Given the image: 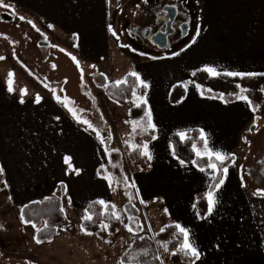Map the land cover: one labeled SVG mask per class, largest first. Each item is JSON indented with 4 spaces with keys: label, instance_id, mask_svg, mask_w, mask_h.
I'll use <instances>...</instances> for the list:
<instances>
[{
    "label": "crops",
    "instance_id": "crops-1",
    "mask_svg": "<svg viewBox=\"0 0 264 264\" xmlns=\"http://www.w3.org/2000/svg\"><path fill=\"white\" fill-rule=\"evenodd\" d=\"M194 2L203 14L193 36L185 45V51L188 53L186 67L181 68L178 63H172L166 69H172L174 74H167L166 77L155 73L153 68L150 69L151 74L145 72V80L150 78V84L156 86L154 99L158 104L160 127L163 130L166 124L169 125L167 130L165 129L167 133L162 155L166 162L171 163L175 155L170 144V135L185 132L188 137L194 130H203L208 140L217 138L218 152L229 158L232 147L237 141L241 142L242 135L251 128L253 121H256L257 112L261 108L254 111L247 103L237 106L238 100L227 104L220 99L204 96L201 89L191 93L187 85L185 98L176 105H170L171 88L183 81L172 80L181 75L177 73L180 70H190L193 73L208 66L215 68L219 73H264V0ZM19 3L37 19L50 22L62 30L72 31L80 37L102 40L108 36L105 21L108 17L109 0H19ZM1 67L4 66L1 64ZM1 77L0 75V168L7 175L8 181L19 183L22 192H29L32 197L46 195L39 191L40 185L57 183L56 187L59 185L60 191L52 198L60 199L63 208L64 202L68 204L71 200V206L83 214L80 220L82 223L88 215L85 212L91 202L103 200L105 205L111 204L114 208L121 190L115 179H112L110 186L108 180L103 178L110 176L108 154L105 152V144H101V140H108L105 133L107 131H104V137H99L89 117L79 119L87 121L91 128L82 122L78 123L58 92L43 89L37 91L31 88L22 97L21 92L9 93L8 82ZM161 86L166 89L160 90L162 92L159 93L157 88ZM37 95L41 98L39 103L36 102ZM56 97H60L59 102ZM21 99L24 100L23 104L19 102ZM139 136L145 137V134ZM153 136L155 132L150 134L149 140L143 142L155 144ZM238 148L236 147L235 151ZM149 149L151 155H155L152 145ZM66 157L70 158L67 162ZM148 162L147 168L143 169L146 174L139 180L140 194H132L139 219L143 211L146 212L152 205L153 208H158V212L154 213L155 218L160 214L169 215L172 220L168 225L179 223L186 226L190 231L191 242L201 251V258L194 264H264V197H247L238 190L239 185L234 183L236 199L234 193L231 198L229 195H222L224 199L218 197L212 215L207 214L206 219H201L196 209V201L204 195L206 186L210 183L208 176L212 175V172L206 175L199 171L200 167L184 163L187 166L184 165L183 171L192 173V176L180 175L178 181L177 175L174 174L172 186L166 185L167 189H158V183L168 182L171 185L173 179L159 172L151 177L147 174L151 167V161ZM138 168L140 167L137 166ZM100 169L104 175L100 174ZM76 170H79V174ZM137 175L138 173H135V177ZM129 189L131 190L130 187ZM219 193L221 194V191ZM128 201L123 200V206ZM163 201L167 210L159 209ZM238 204L244 207L247 214L243 222L227 218V211ZM65 225L66 218L65 223L58 227L57 236L53 241L58 237L59 228ZM123 228L122 221L117 234L111 235L108 241L100 242L112 248L127 239L129 246L124 248L126 250L120 252L119 256H123L137 240L144 237L143 232L136 234L125 230L121 233ZM157 244L154 243L156 251L165 264ZM176 252L169 264H188L183 262L179 252Z\"/></svg>",
    "mask_w": 264,
    "mask_h": 264
},
{
    "label": "rangeland",
    "instance_id": "rangeland-1",
    "mask_svg": "<svg viewBox=\"0 0 264 264\" xmlns=\"http://www.w3.org/2000/svg\"><path fill=\"white\" fill-rule=\"evenodd\" d=\"M165 1L148 0L145 3L144 0H109L108 17L105 21L108 36L100 40L80 37L72 31L62 30L50 22L37 19L20 5L19 0L17 4L16 0H0L4 5L9 6L0 7V57H4L0 60L1 78L9 82V73H11L12 87L17 93L22 89L29 91L31 88L37 91L43 89L58 92L69 108L76 111L78 117H89L93 121L99 137H104L107 133L111 141L110 148L120 152L122 157L120 172L114 171L108 158V174L116 180L115 183L121 190L114 207L115 214L124 223L121 233L129 228L122 201L130 200L131 194H140L139 180L146 174L143 169H137L126 150L127 146L136 149L133 145L141 148L145 143L143 141L146 140L145 137L139 136L137 131L135 133L132 131L133 121L130 120V109L142 104L137 97L146 98L147 109H151L153 123L157 129L155 131L157 138L153 139L155 144H148L149 148L150 145L153 146L155 155H152L151 167L147 174L153 177L156 172H159L173 179L171 185L168 182L166 184L161 182L156 188L167 189L172 186L174 174L177 175L178 181H180V175L192 176V173L183 171L186 164L181 165L174 156L172 163L163 159V145H165V134L169 125L166 124V130L160 127L161 119L157 116L158 104L154 99L156 86L150 84V78L145 80V72L151 74L150 69L153 68L155 73H161L163 77H166L167 74H174L172 69H166L168 65L178 63L181 68L186 67L188 53L185 51V45L197 29L203 12L196 6L194 0H171L170 2L178 6L182 4L185 15L191 17L190 31L185 38L178 40V47L160 49L146 43L142 33L147 23L148 15L146 14L153 13L156 4ZM3 15H8L11 19L6 20ZM33 24L35 27L32 26ZM109 26L116 32V36L109 31ZM41 43H48V45L41 46ZM1 64L4 67H1ZM131 72L138 73L149 85V90L148 88L146 92L139 90L136 97H132L125 105L111 101L101 85L102 81L105 79L108 84L116 83L125 80ZM177 73L181 75L175 76L173 81L183 80L181 83L184 86L187 85L191 93L200 89L193 82L190 70L183 69ZM164 88L166 89L164 86L157 88V92L161 93ZM243 103L246 102L238 100L236 105L242 106ZM259 107L261 108L257 112L256 121H253L251 128L242 135L241 142L237 141V144L232 147L229 158L232 157L233 162L228 167L227 178L219 190L221 191V194H218L219 199H224L223 196L227 195L231 198L233 193L236 199L234 183L239 185L238 190L245 193L247 197H264V194L258 193V190H264L262 167L264 100ZM104 131L107 132L104 133ZM208 145L210 149L218 152L217 138L209 139ZM236 147L239 148L235 151ZM198 148L203 151V146ZM135 173H138L136 177ZM209 173H211L210 169L207 174ZM56 184L50 182L40 185L39 191L46 195L32 197L29 192H22L19 183H10L5 172L0 173V264H122V255L119 256V254L128 248L127 239L112 248L102 245L101 241H108L111 237L108 227L104 230L101 228L95 235H86L80 221L82 212L65 202L66 225L59 228L57 239L46 244L36 243L37 228H33L32 224H26L21 219V209L30 202L51 199L60 191V186L56 187ZM129 187L131 192L127 190ZM157 209L156 206L153 208L151 205L146 212L143 211L140 217L142 234L144 237L149 236L148 238L154 243H158L161 257L165 264H169L172 253L168 249L167 242L158 240L156 235L172 219L169 215L163 214L155 218L154 213L158 212ZM159 209L167 210L164 201L159 205ZM246 215L241 204L227 211V218L236 222H243Z\"/></svg>",
    "mask_w": 264,
    "mask_h": 264
},
{
    "label": "trees",
    "instance_id": "trees-1",
    "mask_svg": "<svg viewBox=\"0 0 264 264\" xmlns=\"http://www.w3.org/2000/svg\"><path fill=\"white\" fill-rule=\"evenodd\" d=\"M196 74L192 76V80L196 85H199L201 92L206 97L220 99L227 104L236 102L237 95L240 89L237 85L247 88L248 91L245 93L249 99L253 102L252 108L256 111L264 100L263 87H264V73H258L255 76H245L244 79L240 77H229L225 76L224 73H220L219 76H210L202 70H197ZM127 84L117 86L116 83L108 84L105 79L102 81V86L105 88V93L107 97L120 105H125L128 100H130L132 95V88H136V93L140 90L146 92L145 88H141L136 85L133 77H126ZM187 90L185 86L181 83L175 84L169 94V103L171 105H176L185 98ZM223 97V99H221ZM147 110V105L142 103L139 106H135L130 109V120L131 121H141L145 120V111ZM138 135L145 134V139H150V134L152 131L142 132L140 129L137 130ZM172 149L175 151V157L181 161L183 160L186 164H194L197 167L207 168V158L198 160L197 156L192 150V145H202L203 141L200 139V132L194 130L190 136L187 137L185 142H181L179 136L173 133L169 137ZM110 140H106L105 148L108 149V158L113 165L114 171L116 173L120 172L121 166V154L117 150L110 148ZM129 154V158L140 168H147L149 162L147 157L140 155L139 151L136 149H131L129 146L126 147ZM110 154V155H109ZM233 162L232 157L225 160L223 166L229 167ZM100 174L104 175L103 171L100 169ZM129 192H131L130 189ZM39 202V203H37ZM97 201L91 202L87 208V214H90L93 218L91 221L84 220L82 223L83 230L91 233H96L99 231L102 224L108 225V232L110 235H115L118 233L122 226V221L119 218L117 220L115 216L112 215L114 208L111 204L100 205L95 203ZM62 207L61 200L58 198H51L43 201L31 202L23 207L22 215L24 217L23 221H28L26 224H35L36 228L40 229L39 233H36V238L41 239V244L53 241L57 236V229L59 226L65 223V214L60 212L59 209ZM125 212L128 216V224L132 231L136 234H141L142 225L138 217L139 212L134 205V197L131 194L129 202L124 206ZM196 209L198 214L201 216H207V204L204 196L198 198L196 201ZM45 222H47V227H45ZM44 224L42 227L41 225ZM156 238L160 241H167L169 243L168 249L170 252L178 251L180 244L182 242V237L174 232L172 227L166 228L165 231H160ZM180 258L183 262L192 264L193 260L190 257L184 256L179 253ZM135 258V259H134ZM122 264H162L158 253L156 251L154 242L148 238L143 237L137 240L134 245L127 250L121 258Z\"/></svg>",
    "mask_w": 264,
    "mask_h": 264
},
{
    "label": "snow or ice",
    "instance_id": "snow-or-ice-1",
    "mask_svg": "<svg viewBox=\"0 0 264 264\" xmlns=\"http://www.w3.org/2000/svg\"><path fill=\"white\" fill-rule=\"evenodd\" d=\"M145 3L148 2V0H144ZM0 7H9L8 5H4L2 2H0ZM169 7H174V5H169ZM21 19H23V17H21ZM28 23H32L31 21H28ZM33 27H35V25H32ZM51 27V25L49 26ZM109 31L112 33L113 36H116V32L113 31L112 27L109 26ZM117 39H119V37H117ZM193 43H195V41H193ZM176 55H179V53H176ZM4 59V57H0V60ZM152 59H156V57H152ZM203 72L207 73L210 76H219L220 73L213 67H208L205 66L202 69ZM196 73L193 72L192 75H195ZM225 76H229V77H240L241 79H244L245 76H255L257 75L256 73H237V72H225L224 73ZM129 76L133 77L136 85L141 87V88H148L149 85L141 79L140 75L136 72H131L129 73ZM12 74L9 73V82H8V92L12 93L14 91L13 87H12ZM127 84V80H122V81H117L116 85L117 86H121V85H125ZM200 86L197 85V88H199ZM237 88L240 89L239 94L237 95V99L246 102L247 104H249L250 106H252V101L249 99V97L247 95H245L244 93H246L248 91L247 88L241 87L240 85L236 86ZM26 94V90H21V96L23 97V95ZM132 95L134 97H136V88L133 87L132 88ZM40 97L37 95L36 97V102L39 103L40 102ZM57 101H60V97H56ZM138 100H141L142 103L146 104L147 100L146 98H141V97H137ZM221 99H223V97H221ZM21 104L24 103V100L21 99L19 101ZM67 107V105H65ZM139 106V105H138ZM255 110V109H254ZM68 111L71 112L73 114V116L77 119L78 123H84L86 124L89 128H91L92 126L87 122V121H81L79 119V117H76V113L72 108H68ZM145 120H141L139 122H132V131L133 133H135L137 131V129L139 128L142 132H148V131H152L155 132L156 129V125L153 123V118H152V113H151V109H147L145 111ZM95 130V129H93ZM177 136H179L181 142H185L187 140V136L185 132H177L176 133ZM157 137L153 136L152 139H156ZM200 139L203 141V151H201L195 144L192 145V150L195 153V155L197 156L198 160L201 159H205L207 158V164L208 167L204 168V167H200L199 171H201L202 173H205L207 175L208 170L210 169L212 172V175L208 176V180L210 181V183L206 186V191L204 193V199L206 200V204H207V214L208 216H211L217 203H218V193L220 188L224 185L225 180L227 178V174H228V167L227 166H223L224 162L226 159H228V157H226L225 154H222L220 152H215L212 149L209 148L208 145V139L205 136V133L203 132V130H201L200 132ZM104 140H101V144H104ZM134 148H137V146L133 145ZM137 150L139 151L140 155H143L145 157H147L148 160L152 159V155L151 152L149 150V146L147 143H144L142 145L141 148H137ZM105 152H108V149L105 148ZM110 155V154H109ZM173 155H175V151L173 150ZM70 158H65V162H67ZM181 165L184 164V161L181 160L180 161ZM194 164L196 163L195 161L193 162ZM3 172V169L0 168V173ZM77 174H79V170H76ZM104 179L108 180L109 185L111 186L112 184V178L110 176H105L103 177ZM118 183V181H117ZM66 187V186H65ZM259 194H264V190H258ZM143 203V201H141ZM39 203V202H37ZM95 203H98L102 206L105 205V201L101 200V201H97ZM68 205H71V200L68 201ZM60 212H64L65 209L63 207H61L59 209ZM21 212H23V209H21ZM113 216H115V218L117 220H119V216H117L115 214V212L112 213ZM66 218V217H65ZM86 220L91 221L92 220V216L90 214L86 215L84 217ZM207 217L205 216H201V219H206ZM21 219L23 220L24 217L23 215L21 216ZM25 223H28V221H24ZM33 228H36L35 224L31 225ZM45 227H47V222H45ZM108 227V225L106 224H102L101 228L102 230L106 229ZM168 227H172L174 229V232L178 235H180L182 237V242L180 244V247L178 249L179 253H182L184 256L186 257H190L193 260V264L195 261L199 260L201 258V251L191 242V237H190V231L186 226H183L179 223L173 224V225H165L164 228L161 229V231H165L166 228ZM37 232L39 233L40 229H36ZM128 230L131 232L132 229L129 227ZM85 234L86 235H92L91 232H87L85 230ZM42 241L39 238H36V243L40 244ZM51 242V241H49ZM165 250H167V248L165 247ZM177 252H173L172 255H176ZM135 259V258H134ZM163 264V262H162Z\"/></svg>",
    "mask_w": 264,
    "mask_h": 264
},
{
    "label": "flooded vegetation",
    "instance_id": "flooded-vegetation-1",
    "mask_svg": "<svg viewBox=\"0 0 264 264\" xmlns=\"http://www.w3.org/2000/svg\"><path fill=\"white\" fill-rule=\"evenodd\" d=\"M170 1L171 0H166L163 3H157L153 13L146 14L148 15L147 23L142 33V37L146 43L153 45L150 42V37L159 32L164 33L166 31L169 12L168 10H165V7H169V5H174V7L177 8V15L172 25V33L168 36V46L165 49L173 46L174 48L178 47V40L183 39L188 35L192 21L191 17L185 15L184 10H182V4L181 6H178ZM4 16L6 15H3V17ZM262 167L264 170V159L262 161Z\"/></svg>",
    "mask_w": 264,
    "mask_h": 264
},
{
    "label": "water",
    "instance_id": "water-1",
    "mask_svg": "<svg viewBox=\"0 0 264 264\" xmlns=\"http://www.w3.org/2000/svg\"><path fill=\"white\" fill-rule=\"evenodd\" d=\"M165 10H168V21H167V28L164 33L159 32L150 37V42L160 49H165L168 46V36L172 33V25L177 15V8L176 7H165ZM4 19L10 20L11 17L6 15ZM48 45V43H41V46Z\"/></svg>",
    "mask_w": 264,
    "mask_h": 264
}]
</instances>
